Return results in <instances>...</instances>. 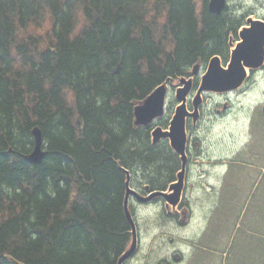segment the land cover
<instances>
[{
  "label": "trees",
  "instance_id": "trees-1",
  "mask_svg": "<svg viewBox=\"0 0 264 264\" xmlns=\"http://www.w3.org/2000/svg\"><path fill=\"white\" fill-rule=\"evenodd\" d=\"M208 1L0 0V264H118L132 238L123 169L141 193L181 169L135 106L196 63H228L252 14Z\"/></svg>",
  "mask_w": 264,
  "mask_h": 264
},
{
  "label": "rangeland",
  "instance_id": "rangeland-1",
  "mask_svg": "<svg viewBox=\"0 0 264 264\" xmlns=\"http://www.w3.org/2000/svg\"><path fill=\"white\" fill-rule=\"evenodd\" d=\"M231 2L239 14L248 10V18L264 20V0ZM233 38L231 48L238 42ZM208 66L201 64L192 78L189 111ZM247 71L239 89L203 92L199 118L187 119L188 162L179 204H166L161 196L146 203L130 197L139 241L124 264H264V66ZM182 79L168 82V122L180 105L176 92Z\"/></svg>",
  "mask_w": 264,
  "mask_h": 264
},
{
  "label": "water",
  "instance_id": "water-1",
  "mask_svg": "<svg viewBox=\"0 0 264 264\" xmlns=\"http://www.w3.org/2000/svg\"><path fill=\"white\" fill-rule=\"evenodd\" d=\"M226 7V0H209L208 8L211 12L219 15ZM250 27H244L240 32V41L233 50L231 61L228 67H224L221 59L214 56L210 62L207 71L201 79V83L197 93L193 99V112L187 108V95L192 88V79H182V84L177 88L176 97L182 102L176 107L175 113L170 121L169 130L163 131L158 127L153 132V143H157L162 138L170 140L172 148L181 156L182 168L178 174V182L170 185L169 189L173 192L155 191L147 196L142 195L137 190L131 188V175L125 170L126 195L124 201V212L128 222L131 225L132 244L126 252L120 257L118 264H124L138 248V234L135 219L129 210V199L134 196L138 201L146 203L154 197L161 196L172 205H177L181 199L184 178L186 174L187 156V118L192 117L194 121L199 118V106L202 103V93L205 91L225 92L236 90L243 85L247 78V67L257 69L264 64V20H248ZM200 65L196 64L192 73L197 75ZM168 93V85L163 83L159 85L144 101L135 107V123L138 126H148L153 123L156 118L161 117L165 112V103ZM35 137V146L33 151L27 156L32 163H40L46 152L42 150L41 130L36 127L33 129ZM166 264V263H163Z\"/></svg>",
  "mask_w": 264,
  "mask_h": 264
},
{
  "label": "bare ground",
  "instance_id": "bare-ground-1",
  "mask_svg": "<svg viewBox=\"0 0 264 264\" xmlns=\"http://www.w3.org/2000/svg\"><path fill=\"white\" fill-rule=\"evenodd\" d=\"M43 141V140H42ZM43 145V144H42ZM34 149V148H33ZM28 156V155H27ZM27 156H26V158H27Z\"/></svg>",
  "mask_w": 264,
  "mask_h": 264
}]
</instances>
